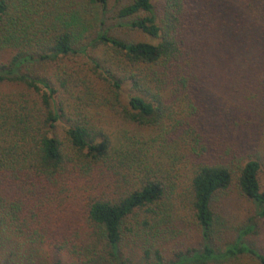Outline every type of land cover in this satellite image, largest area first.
<instances>
[{"label":"trees","instance_id":"obj_1","mask_svg":"<svg viewBox=\"0 0 264 264\" xmlns=\"http://www.w3.org/2000/svg\"><path fill=\"white\" fill-rule=\"evenodd\" d=\"M109 4L0 0V50L14 51L0 64L14 86L0 92V240L44 245L50 264L94 255L93 239L117 258L134 220L153 244L201 231L202 250L169 264H264L242 236L220 252L209 241L212 202L233 184L264 218L261 161L244 145L264 127V0ZM109 19L156 43L109 34ZM100 46L83 75L30 70ZM209 90L236 95L220 119L205 115Z\"/></svg>","mask_w":264,"mask_h":264},{"label":"rangeland","instance_id":"obj_2","mask_svg":"<svg viewBox=\"0 0 264 264\" xmlns=\"http://www.w3.org/2000/svg\"><path fill=\"white\" fill-rule=\"evenodd\" d=\"M115 0H110V6ZM126 21L122 19L106 20L105 27L109 28V34L118 36L124 40L135 39L138 41L156 43L147 35L132 33L130 30L124 29L122 25ZM121 25V26H120ZM104 47L100 46L96 49L87 48L84 53L69 56L58 60L54 63L39 64L30 70L39 77H46L53 83L56 80L58 67L64 66L71 73L85 74L88 66H91V60H101L103 58ZM11 49L0 50V64H5L13 55ZM26 71L25 69H23ZM207 84H211L208 82ZM14 89V86L8 84H0V92L7 93ZM217 92V93H216ZM232 92L223 90H209L208 101L210 102L205 115L208 118L220 119V110L232 107L229 102L234 101L236 95ZM98 123H103V118L96 116ZM252 132V138L245 141V151L256 150L258 158L261 161L258 179L261 189H264V127H261L257 134ZM257 206L251 201L239 195L235 185L220 195L216 196L212 202V211L214 214V225L210 232V246L222 251L227 245L236 241L242 236L241 241L248 247L256 250L260 254H264V218L257 216ZM70 224H74L77 219L73 214L69 213ZM128 229L127 235L124 236L118 246L119 256L117 258L106 257L107 249L99 243L98 239L94 241V255H88L82 261H76L65 254L62 258L68 264H120L125 261L127 264H154V251H158L162 259V264H169L176 261L179 255H191L194 251L202 250L203 240L201 231L195 228L182 229V233L175 241L154 243L140 231H135L136 223ZM65 225V224H64ZM133 230V231H131ZM0 248V264H50L51 251L48 247L40 244L28 243L23 237L16 235L9 230L3 232ZM148 254V255H147ZM225 264H258L254 258L243 256L232 260Z\"/></svg>","mask_w":264,"mask_h":264}]
</instances>
